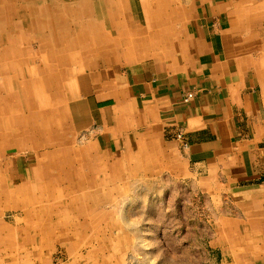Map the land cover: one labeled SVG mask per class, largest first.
I'll return each instance as SVG.
<instances>
[{
  "label": "crops",
  "instance_id": "obj_1",
  "mask_svg": "<svg viewBox=\"0 0 264 264\" xmlns=\"http://www.w3.org/2000/svg\"><path fill=\"white\" fill-rule=\"evenodd\" d=\"M99 1L102 25L91 23L77 57L70 107L87 143L73 150L108 179L139 172L138 187L188 182L203 193L193 202L207 206L210 263L264 264V24L245 36L252 11L238 0H184L176 9L167 0ZM247 43L252 67L242 59Z\"/></svg>",
  "mask_w": 264,
  "mask_h": 264
},
{
  "label": "rangeland",
  "instance_id": "obj_2",
  "mask_svg": "<svg viewBox=\"0 0 264 264\" xmlns=\"http://www.w3.org/2000/svg\"><path fill=\"white\" fill-rule=\"evenodd\" d=\"M7 1H10L11 3H7ZM167 1L174 9H176L177 5L184 2V0ZM12 2L13 0H0V5L12 4ZM90 2L92 7L91 20L93 26H101L102 20L100 19L101 16L99 13L100 1L90 0ZM238 2L243 4L245 9H251L252 11L251 18H248L250 19V29L247 31L248 33H244L245 36L253 37V34L259 36L261 25L264 24V0H238ZM139 3H141V1ZM10 9L14 10L12 6H10ZM44 10L45 9L37 8L35 6L29 7V12H33L35 17H39L41 20H45L47 16ZM256 11L258 14H256ZM67 12L69 13V11ZM74 13L75 12L72 9V21H68L66 26L60 24V22H57V25H55L59 32L64 31L67 33V39L70 41L67 45V48L72 50V54L70 55L71 59L68 60L69 64L67 63L63 66L59 76L55 79V83L51 84L50 87L49 85L46 86V88L48 87L47 102L46 99H42L38 92H36L34 103L36 102V104L43 109L47 107L48 110H50L51 103L54 107H58V110H60L63 116L61 121L63 132L66 133V137L68 138L67 141L70 142V144H68L70 146L67 149L69 150L71 148L70 150L72 152H77L74 151L73 148L84 149L87 142L86 139L83 138L80 131H75L74 118L70 115V107L75 99V81L78 72L77 64L78 60H80L77 57H80L81 51L86 44H79V41L73 43V37L75 36V38H77L78 35L80 39L79 35L83 33L86 36L84 38L88 39L89 22L86 16L85 18L83 17V13L79 12L76 13V15H74ZM13 15L14 11H12L11 14L9 12L4 13L2 16V26L4 28L9 30L11 19L14 18L17 20L16 14L14 16ZM74 21L77 22L75 23ZM41 22L39 24L32 23L29 29L26 26L22 27L20 23L19 26L15 23L14 25L16 26L19 37L15 40L14 37L12 39L11 36L8 38V41L10 42H8V45H13V48H19L21 46V49L28 51L30 55L29 64L34 66H39L42 63L41 58L35 53L37 50L41 49L40 45L43 39L50 40L49 37H45L49 35L48 31L46 32L48 35H44L42 30L40 31V27L43 26V23ZM77 23H79V25ZM55 26L49 24L48 22L47 28L48 30H52ZM11 30L14 31V29ZM249 40L252 42L250 38L245 41ZM55 43L56 41L52 39L48 42V45L55 47L57 45ZM253 48L254 44H244V58L242 59H244L250 67H252V62L255 60L256 56L253 52ZM33 54L36 55V59L31 57ZM263 54L264 53L260 55V58ZM261 64L262 61H258L255 63V67H258L259 70V68L261 69ZM49 71L55 74L57 69L52 67ZM250 75L249 77L251 81L255 84V76ZM257 77L264 83L262 76L257 74ZM19 92L22 96L21 91ZM29 95L33 97L34 93L33 96L31 94ZM25 97L26 95L20 97L19 100H22V98L25 99ZM52 99H54L53 102ZM46 104H48V106H46ZM14 147L15 148L9 150L8 157L19 155L15 144ZM1 150L2 149H0V152ZM3 151L4 150H2V152ZM22 154L23 152H20V155ZM72 155H74V153ZM82 158L83 163L84 161L90 163L86 151H84ZM34 159V152L27 148V152L19 158L20 163L16 162L14 164L15 169L18 165H20L19 168L16 170L10 168L7 171L4 164L8 162L9 159H5L2 162L4 177L8 178L10 174L17 175L20 173L28 175L33 166H35L36 162ZM93 169L94 167L90 163V169L85 171L83 177H94V181L97 182V184H100L101 187H103V183L111 184L109 186V190L112 192L111 194H113L114 201L122 200V197L124 196L128 200H143L132 204L125 203L124 205L122 202L99 204L96 208L98 213L104 211L105 213L109 212L108 214L110 215L107 216L106 214V216L104 215L100 218V227L103 228L111 223L112 226H109V233H113V235L115 234L114 236H118L121 231L124 230L125 242L120 239V241L117 242L118 245H114L115 247L120 246L121 249H116L113 253L108 249V244L106 242L108 233L107 229L105 235L104 233L102 235L101 233L97 234L96 232H86V235L82 236L76 234L61 236L57 238L58 240L39 235V243L42 246V251H40L38 255L37 253H32L33 255L30 254L28 251L29 246L21 243L20 240L22 237H26L27 233L25 230L32 227V224L30 223V220L25 217L22 209L15 210L5 208L4 189L0 188V229L2 225L6 226L5 231L4 228H2V231L0 230L1 233L4 231L0 234V238L3 236L6 237L7 233L12 231L13 233H16L19 240L14 244L4 246L0 244V264H152L154 259L156 264L160 262H165V264H211L209 260V250L211 249L209 242L210 239L204 235L203 226L204 221L206 220L203 219L205 216L203 211H206L207 206L204 207L203 203L193 202L192 200L194 195H203L202 191L194 194V191L190 188L188 182H174L170 185V180L160 182L162 186L156 185L155 182L150 181L148 182L151 183L149 186L138 187V181L144 178V176L140 175L139 172H132L130 177L127 176L126 178L108 179V174L106 172H98ZM21 181L22 177L18 175V177L13 178L11 181V187H15V185ZM105 189H107V187H105ZM139 194H141L142 198H139ZM25 199L26 197H22V200ZM122 207L123 209H126V215L128 217L127 223H125L122 218ZM81 220L85 221V218ZM137 234H145L147 236L146 247L143 246L144 243L142 244L139 242V236ZM121 242L122 245H120ZM117 243L114 242V244ZM111 246L113 247L112 244ZM111 254H114L113 257H115V259L110 260L109 256H111ZM220 259L221 255L219 254V262ZM227 260L231 261L230 259ZM246 261L249 262L247 259Z\"/></svg>",
  "mask_w": 264,
  "mask_h": 264
},
{
  "label": "bare ground",
  "instance_id": "obj_3",
  "mask_svg": "<svg viewBox=\"0 0 264 264\" xmlns=\"http://www.w3.org/2000/svg\"><path fill=\"white\" fill-rule=\"evenodd\" d=\"M9 2L7 1V3ZM10 6L14 10H11ZM34 6L45 9L47 14L45 20H41L39 17H35L33 12H29V7ZM72 9L75 12L74 15L79 12L83 13V17L86 16L89 25H91L90 0H13L12 4L0 5V149L4 150L3 152L1 150L4 154L0 152V188L4 189L5 208L22 209L25 217L32 224V227L25 230L26 237H22L20 240L21 243L29 246L30 254L37 253L38 255L42 251L39 235L50 239H57L69 234L82 236L86 235V232H96L102 235L104 233L105 235L108 229L106 242L112 253L116 249H121L120 246H116L119 247L116 248L114 245H118L117 242L120 239L122 241L125 235L124 230L118 236L110 234L111 223L103 228L99 226L100 218L106 214L110 215L109 212L105 213L104 211L98 213L96 205L118 202L111 200L113 194H111L107 183H103V187H101L94 181V177H83L85 171L90 169V163L87 164L85 161L83 163V156L79 151L72 152L71 148L67 149L70 142L67 141L66 133L63 132L61 124L63 116L58 107H54L51 103L50 110H48L47 107L43 109L36 102L34 103L36 92L47 102L48 87L46 88V86L50 87L55 83L63 66L69 64L68 60L71 59L72 50H69L67 45L70 41L67 39V33L59 32L55 25L60 22L66 26V23L73 18ZM12 11H14V15L16 14L18 22L12 18L8 30L2 26V16L7 12L11 14ZM47 21L55 26L52 30H48ZM40 22L43 23L40 31L42 30L44 35L49 34L45 37L53 39L57 45L55 47L48 45L50 40L43 39L40 45L41 49L35 53L41 58L42 63L39 66H34L29 64L28 51L21 49V46L13 48V45H8V38L11 36L15 40L19 37L15 23L18 26L20 23L22 27L26 26L29 29L32 23L39 24ZM77 24L79 25V23ZM79 36L80 39L78 35L77 38L73 37V43L78 41L79 44L84 43L86 39L82 34ZM35 54L31 56L33 59H36ZM52 67L57 69L55 74L49 71ZM19 91L22 96L26 95L25 99L19 100L22 97ZM53 101L54 99H52ZM14 144L17 147L18 156H21L20 152L24 154L27 148L31 149L35 154L34 161L36 163L31 170L30 179L23 180L15 187H11V181L16 175L10 174L8 178L4 177L2 162L9 159L4 164L6 171L10 168L15 170L14 164L19 161V157H8L9 150L15 148ZM73 153L74 155H72ZM22 197H26V199L22 200ZM121 202L123 205L125 204L123 201ZM121 214L124 222L127 223L126 209L123 207ZM83 218L85 221L81 220ZM2 228L5 231L6 226L2 225L1 231ZM1 231L0 234L4 232L1 233ZM11 232L9 231L6 237L0 238V244L4 246L19 241L16 233ZM139 242L146 245L145 241ZM113 256L114 254L109 256L110 260L115 259Z\"/></svg>",
  "mask_w": 264,
  "mask_h": 264
},
{
  "label": "built area",
  "instance_id": "obj_4",
  "mask_svg": "<svg viewBox=\"0 0 264 264\" xmlns=\"http://www.w3.org/2000/svg\"><path fill=\"white\" fill-rule=\"evenodd\" d=\"M194 97V93L193 92H188L185 97H184V101L187 103L189 101H191V99Z\"/></svg>",
  "mask_w": 264,
  "mask_h": 264
},
{
  "label": "clouds",
  "instance_id": "obj_5",
  "mask_svg": "<svg viewBox=\"0 0 264 264\" xmlns=\"http://www.w3.org/2000/svg\"><path fill=\"white\" fill-rule=\"evenodd\" d=\"M152 264H156V261H155V259L152 261Z\"/></svg>",
  "mask_w": 264,
  "mask_h": 264
}]
</instances>
